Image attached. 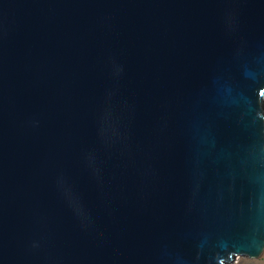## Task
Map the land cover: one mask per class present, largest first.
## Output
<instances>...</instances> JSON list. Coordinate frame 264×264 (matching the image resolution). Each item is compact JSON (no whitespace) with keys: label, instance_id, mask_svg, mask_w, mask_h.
<instances>
[{"label":"water","instance_id":"1","mask_svg":"<svg viewBox=\"0 0 264 264\" xmlns=\"http://www.w3.org/2000/svg\"><path fill=\"white\" fill-rule=\"evenodd\" d=\"M264 0H0V264H257Z\"/></svg>","mask_w":264,"mask_h":264},{"label":"rangeland","instance_id":"2","mask_svg":"<svg viewBox=\"0 0 264 264\" xmlns=\"http://www.w3.org/2000/svg\"><path fill=\"white\" fill-rule=\"evenodd\" d=\"M237 264H255L246 260H242L240 262H238ZM257 264H264V256L258 261Z\"/></svg>","mask_w":264,"mask_h":264}]
</instances>
